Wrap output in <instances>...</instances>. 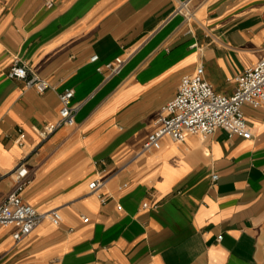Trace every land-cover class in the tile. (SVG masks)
I'll return each instance as SVG.
<instances>
[{
	"label": "crops",
	"instance_id": "1",
	"mask_svg": "<svg viewBox=\"0 0 264 264\" xmlns=\"http://www.w3.org/2000/svg\"><path fill=\"white\" fill-rule=\"evenodd\" d=\"M117 56L107 79L97 66ZM16 58L51 87L9 77ZM262 58L264 0H0V202L23 164L24 201L62 214L20 241L0 226V264H264V102L243 105L250 138L217 128L142 150L183 75L202 65L232 94ZM67 87L75 124L42 139Z\"/></svg>",
	"mask_w": 264,
	"mask_h": 264
},
{
	"label": "built area",
	"instance_id": "2",
	"mask_svg": "<svg viewBox=\"0 0 264 264\" xmlns=\"http://www.w3.org/2000/svg\"><path fill=\"white\" fill-rule=\"evenodd\" d=\"M47 5L51 6L52 3L49 1ZM180 9L186 14L191 13L185 3ZM90 60L97 61L98 55H92ZM126 60L122 56H117L111 61L98 65L97 71L105 72L107 79L111 78L121 71ZM8 76L24 80L26 87H33L40 93L51 87L47 79L31 72L18 58L14 59ZM235 81L236 88L233 93L224 94L217 92L205 79L202 65H198L193 73L183 75L175 96L161 107L155 120L156 128L148 134L142 150L158 148L161 139L165 136L175 141H183L188 134L208 138L217 128L224 129L230 137L240 135L250 138L252 131L243 105L249 103L258 107L264 102V58L236 75ZM73 98L72 88L67 87L59 93L58 120L46 123L37 131L42 139H46L63 125L75 124V115L80 104L73 102ZM24 138V131H20L17 142L22 143ZM27 173L28 170L23 164L15 169L17 183L0 202V226L14 227L12 236L16 241L31 233L44 218L50 219L55 225L62 221V214L58 209L39 212L33 205L24 201L22 191L27 185ZM3 176L0 173V180ZM212 177L217 179L218 176L214 174ZM99 185V180H93L89 183V188L94 190ZM143 206L147 207L148 204L144 203ZM83 220L88 221L89 218L83 217ZM221 237L219 236V239Z\"/></svg>",
	"mask_w": 264,
	"mask_h": 264
}]
</instances>
